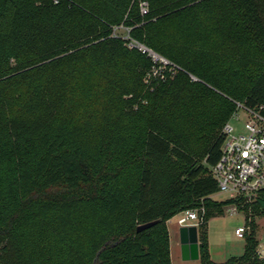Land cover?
Instances as JSON below:
<instances>
[{
    "label": "trees",
    "instance_id": "1",
    "mask_svg": "<svg viewBox=\"0 0 264 264\" xmlns=\"http://www.w3.org/2000/svg\"><path fill=\"white\" fill-rule=\"evenodd\" d=\"M119 25L174 75L146 82ZM233 101L264 114V0H0V264H170L167 220L200 206L199 264H264L253 226L241 255L208 257L236 202L209 197Z\"/></svg>",
    "mask_w": 264,
    "mask_h": 264
},
{
    "label": "built area",
    "instance_id": "2",
    "mask_svg": "<svg viewBox=\"0 0 264 264\" xmlns=\"http://www.w3.org/2000/svg\"><path fill=\"white\" fill-rule=\"evenodd\" d=\"M139 6L141 13L145 14L147 3L140 2ZM127 46L136 48L151 59L152 66L145 74V81L148 83L164 78L161 73L162 68L166 66L175 68L140 42L128 39ZM191 79L195 80L193 76ZM233 102L235 109L221 128L223 139L220 154L216 163L210 168V174L216 181L217 192L227 193L231 198L239 197L246 200L256 196L257 192L264 188V114L260 112L261 106L248 108L243 103ZM239 111L246 115L245 119H241ZM231 119L241 121V132H236L235 127L230 123ZM234 210L235 208L231 209ZM203 213L202 206L185 209L178 213L177 224L197 226ZM248 229L245 224L238 226L234 234L243 238ZM255 255L258 259L264 260V239L257 241Z\"/></svg>",
    "mask_w": 264,
    "mask_h": 264
},
{
    "label": "rangeland",
    "instance_id": "3",
    "mask_svg": "<svg viewBox=\"0 0 264 264\" xmlns=\"http://www.w3.org/2000/svg\"><path fill=\"white\" fill-rule=\"evenodd\" d=\"M113 31L115 34L121 36L125 40H134L129 35L130 28L124 25L113 27ZM125 43L127 44L128 41H126ZM144 46L147 47L146 45ZM153 52L156 53L155 51ZM156 54L166 59L169 63H171V65L175 66L174 69L171 66L162 68L161 73L163 74L164 78L159 81H154V83H162L167 81L174 75L176 65L162 55L158 53ZM191 76H193L195 80H192ZM189 78L192 81L198 80V78L193 74H189ZM239 113L242 120L246 118V115L242 111H239ZM209 116L210 113L202 112L201 110H199V112H194L193 114L188 116L187 120L190 121L187 123V125L193 131L192 133L199 135L201 132V127L205 126V121ZM219 117H222L221 114L218 115V118ZM230 123L235 127L236 132L242 131L241 121L231 119ZM238 198L239 197L231 198L229 194L221 192L215 193L213 195V198H211L212 202H221L225 199H236V202L226 205L223 208V215L212 217L207 222L206 229L208 257L213 262H224L231 256H238L243 253L245 239L244 237H237L234 234V230L238 226H243L244 224L247 225L249 229L246 231V233H249L251 227L253 226L255 238L257 239V241L264 239V213L262 209L253 202L255 200V196L246 200L244 198L243 200H239ZM232 208H235V210L231 211ZM178 216L179 215L177 213L166 222L168 231L167 244L170 264H199V259L195 261L182 259L178 233L180 226L177 224Z\"/></svg>",
    "mask_w": 264,
    "mask_h": 264
},
{
    "label": "water",
    "instance_id": "4",
    "mask_svg": "<svg viewBox=\"0 0 264 264\" xmlns=\"http://www.w3.org/2000/svg\"><path fill=\"white\" fill-rule=\"evenodd\" d=\"M156 221H150L138 225L136 231H141L151 227ZM179 243L181 248V256L184 260H198V236H197V226L196 225H184L180 226L179 230Z\"/></svg>",
    "mask_w": 264,
    "mask_h": 264
},
{
    "label": "crops",
    "instance_id": "5",
    "mask_svg": "<svg viewBox=\"0 0 264 264\" xmlns=\"http://www.w3.org/2000/svg\"><path fill=\"white\" fill-rule=\"evenodd\" d=\"M214 194H215V193H214ZM214 194L210 195L209 197H210V198H213V195H214Z\"/></svg>",
    "mask_w": 264,
    "mask_h": 264
}]
</instances>
